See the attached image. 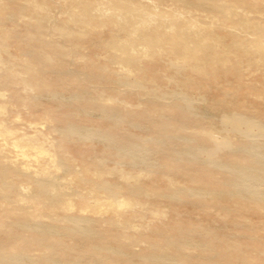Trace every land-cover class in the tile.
I'll return each instance as SVG.
<instances>
[{
    "label": "rangeland",
    "instance_id": "rangeland-1",
    "mask_svg": "<svg viewBox=\"0 0 264 264\" xmlns=\"http://www.w3.org/2000/svg\"><path fill=\"white\" fill-rule=\"evenodd\" d=\"M141 1L150 5L154 2ZM25 2L0 0V10L11 12L17 10L18 4ZM66 2L39 0L38 14L47 17L43 38L53 43V46L43 50L54 59L46 67L36 57L27 55V47L21 42V38L30 33L28 26L39 22L37 12H25L14 19L6 15L0 17V36L6 38L9 48L2 54L4 61L0 67V106L5 109V113L0 115V122L13 130L16 137H36L39 142H45L47 149L56 153V162H59L54 165L56 167L49 168V176L57 178L55 180L68 194V199H72L70 201L75 209L71 208L72 211L66 213L61 208H44L28 201L21 203V206H25L27 211L40 209L48 216L66 213L90 217L94 222L89 225L98 231L101 239L70 235L65 228L68 223L58 222L59 228L54 238L46 243H26L35 235L13 225L19 215L3 214L6 206L0 198V221L6 227L0 230V245L16 250L25 249L30 259L23 264H50L46 263L47 259L56 260L54 264H149L140 258L153 254L169 257L162 264H264V210L227 194L229 175L224 171L185 162L176 163L174 153L187 144L183 138L165 142L158 151L155 149L156 140H164V135L158 129L163 121L173 124L177 128L173 133L189 138L194 146L200 144L211 148L212 137L220 142L228 140L235 147L243 141L260 142L263 146L264 133L261 129L256 133L230 131L224 125L222 116L233 108L262 115L263 104L249 93L246 85L255 90L264 89V75L258 74L248 82H241V87L234 77H226L222 73L209 78L189 72L182 75L170 64V56L165 52L161 57L145 56L139 66L128 73L122 65L110 59L111 51L104 45L110 39V27L97 26L90 30L89 35L74 34L71 39L55 29L56 23L69 16ZM158 9L170 13L176 10L182 12L173 1L164 2ZM219 34L223 37L227 35L225 31ZM226 40H229L228 36ZM26 62L31 63L37 73V82L33 87L27 85L29 76L24 66ZM8 72H12V75ZM131 80L139 82L142 87ZM174 93L185 94L191 99L193 116L178 115L179 111L174 107L177 101L170 96ZM186 101L189 102L188 99ZM178 102L184 103L182 100ZM115 109L116 120L105 111ZM17 118L21 120L16 121ZM68 123L93 128L94 132L110 134L118 139H145V146L151 149L152 165L134 166L130 158L116 156L115 151L108 147L109 143L102 138L65 140L61 129ZM8 155L13 160L20 159L15 150L11 149ZM227 155L222 152L221 160L226 161ZM234 156L238 159L243 157L240 153ZM29 161H20L23 162L21 168L34 170L36 165L33 159ZM121 162L123 165H120ZM101 170L104 180L120 187L119 198L129 197L127 189L133 184L143 187L144 192H150L149 197L144 193L137 197L141 205L137 206V214L130 217L129 229L123 231V226L116 224L115 218L111 221L113 214L94 212V200L104 202L107 199L104 194L97 197L91 195V207L84 208L74 193L76 190V193L90 195L91 188L83 185L84 180L89 178L95 181V174ZM125 176L133 179L126 180ZM11 180L19 187H25V191L21 189L22 193L26 192L29 196L35 193L25 175L12 177ZM172 182L202 189L208 194L204 199L182 196L175 200L156 198L152 194L153 191L164 193ZM210 191L219 193L211 194ZM11 195L15 200L20 199L18 192ZM37 221L52 223L47 216H41ZM47 244L53 248L46 247ZM94 245L100 249H92ZM119 250L124 255L118 257L114 253ZM77 257L79 262L74 263Z\"/></svg>",
    "mask_w": 264,
    "mask_h": 264
},
{
    "label": "bare ground",
    "instance_id": "bare-ground-1",
    "mask_svg": "<svg viewBox=\"0 0 264 264\" xmlns=\"http://www.w3.org/2000/svg\"><path fill=\"white\" fill-rule=\"evenodd\" d=\"M166 1H173L178 4L182 12L177 10L172 13L163 10L158 11V8ZM207 1L208 3H206ZM39 6V0H26L25 3L18 4L15 8L17 10H11L7 13L0 10V17L6 15L10 19H14L18 15L25 14V12L31 14L37 12L36 14H38ZM66 8L69 16L64 21L56 23L55 29L60 31L61 35L71 39L74 34L75 36L89 35L90 30L97 28V26L110 27L111 36L108 41L104 42V45L111 51L110 59L119 63L120 66L122 65L128 73L132 71V68H137L145 56L148 58L161 57L165 52L170 56V64L182 75L189 72L209 78L218 77V73H222L226 77H234L239 87H241V82H248L258 74L264 75V0H154L151 5L143 3L141 0H106L104 3L99 0H67ZM38 15L39 22L28 26L30 33L21 38V42L25 43V47H27L25 53L36 57V60L46 67L50 66L54 59L43 50L53 46V43L43 38L44 21L47 17ZM224 31L227 35L223 37L219 32L223 33ZM227 36L229 40H226ZM5 40L4 36H0V67L4 61L2 54L9 49ZM24 66H26L29 76L27 85L33 87L37 82L35 68L31 63ZM8 73L12 75V72ZM132 83L142 87L137 81L133 80ZM246 87L249 89V93L254 95L256 99L259 98L260 103L264 106V89L255 90L250 85H246ZM170 96H173L172 98L177 101L174 103V107L178 109L179 116L194 115L191 99L188 96L182 93H174ZM108 100L107 103L110 101ZM179 100L184 103L178 102ZM105 111L111 113L112 119H118L115 114L116 109ZM4 113V107L0 106V115ZM19 117L21 116L19 115ZM222 117L224 125L230 131L256 133L261 129L264 133V113L256 116L233 108V110L224 113ZM18 120L21 119L17 118L16 121ZM158 129L164 135V140H160L161 142L156 140V151L162 149L165 142L183 138L187 144L182 150L174 153L176 163L185 162L189 165L213 167L224 171L229 175L226 182L227 194L253 204L258 210H264V144L262 146L260 142L243 141L242 144L235 147L228 140L220 142L212 137L210 142L213 143V146L208 148L200 144L191 145L192 140L173 133L177 128L170 122H161ZM61 132L65 140L73 138L90 141L88 139L100 138L101 140L102 138L109 143L108 147L115 151L116 156L130 158L134 166L148 167L152 165L149 155L151 149H147L145 146V139H118L110 134L94 132L93 128H81L70 123L61 129ZM35 138L26 135L16 137L13 130L0 122V198L6 206L2 213L7 215L18 213L19 218L13 225L35 235L31 236L32 239L26 243H46L54 238L57 228H59L58 222L68 223L65 228L70 235L101 239L98 231L89 225L94 222L93 219L66 214L71 208L75 209L74 204L70 201L72 199H68V194L55 180L57 178L52 179L49 176V168L56 167L54 165L59 162H56V153L47 149L45 142H39V139ZM11 149L16 151L19 160L10 158L8 153ZM196 151L202 153L199 154ZM222 152L229 154L226 161L220 158ZM236 153H240L243 157L238 159L234 156ZM29 159H33L32 162L36 165L34 170L21 168L23 162L20 161L29 163ZM120 165H123L122 162ZM67 170L69 169L67 168ZM103 174L104 172L101 170L95 174L97 177L95 181L89 178L84 180L83 185L91 188L90 195L76 193V190L75 192L72 191L79 197L84 208L91 207L89 204L91 195L97 197L99 194H104L107 198L104 202H99L98 199L94 200V212L113 214V217H110L111 221H114L113 218H115L117 219L115 223L122 225L123 231L129 229L131 227L130 217L137 214V206L141 205L136 200L137 197L143 193L149 197L150 192L146 190L144 192L143 187L133 184L129 185L127 189L130 196L119 198L120 187L104 180ZM22 175H25L30 184L33 185L34 190L31 189L35 193L32 196L27 195L26 192V194L22 193L21 189L25 191V187H19V184L11 180L12 177ZM125 178L129 181L133 179L129 176H125ZM169 186L170 188L164 193L153 191L152 194L156 198L172 200L180 199L182 196L204 199L208 194L202 189L179 186L173 182ZM12 192H18L20 199H13ZM210 193L217 194L219 192L210 191ZM27 201L44 208H61L66 213H64L65 215L55 213L48 216L43 214L40 209L27 211L25 206H21V203ZM153 214L157 215L156 213ZM41 216H47L52 223L44 224L37 221ZM5 228V224L0 221V230H5ZM10 237L13 238L14 235H10ZM45 246L50 249L53 248L50 244ZM92 249L99 250L100 247L94 245ZM114 253L118 257L124 255L120 250L119 252L114 251ZM29 257L25 249L16 250L8 248L7 245H0V258L2 259L0 264H23ZM140 259L149 264H162L169 257L163 254H153L142 256ZM78 262L79 258L77 257L74 263ZM46 263L54 264L56 260L47 259ZM93 264L105 263L95 262Z\"/></svg>",
    "mask_w": 264,
    "mask_h": 264
}]
</instances>
